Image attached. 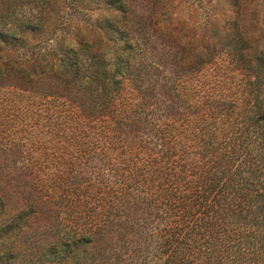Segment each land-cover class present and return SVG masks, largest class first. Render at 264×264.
<instances>
[{"label":"trees","instance_id":"1","mask_svg":"<svg viewBox=\"0 0 264 264\" xmlns=\"http://www.w3.org/2000/svg\"><path fill=\"white\" fill-rule=\"evenodd\" d=\"M41 20L0 6V264H264V40L155 66L111 22L110 64Z\"/></svg>","mask_w":264,"mask_h":264},{"label":"rangeland","instance_id":"2","mask_svg":"<svg viewBox=\"0 0 264 264\" xmlns=\"http://www.w3.org/2000/svg\"><path fill=\"white\" fill-rule=\"evenodd\" d=\"M1 5L9 7L14 19L42 18L40 31L27 35L31 42L51 36L67 39L81 53L101 52L110 64L115 59L110 39H116L107 28L111 22L119 29L128 27L134 36L132 45L140 49L145 46L148 63L155 66L169 33H173L169 37L173 42L168 48L179 46L176 42L183 40L180 47L187 44L188 53L210 38L220 39L230 33L235 24L247 26L253 43L264 40V0H0ZM0 157L11 160L15 156H2L0 151Z\"/></svg>","mask_w":264,"mask_h":264}]
</instances>
